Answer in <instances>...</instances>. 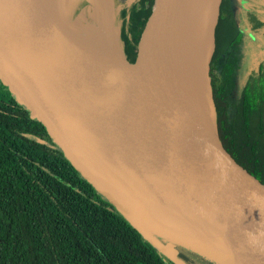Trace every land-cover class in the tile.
<instances>
[{"label": "water", "instance_id": "water-1", "mask_svg": "<svg viewBox=\"0 0 264 264\" xmlns=\"http://www.w3.org/2000/svg\"><path fill=\"white\" fill-rule=\"evenodd\" d=\"M129 1L124 6L132 2L135 12L130 58L101 39L120 54L119 64L126 63L114 68L68 41L64 33L83 37L53 24L34 0H0V27L8 34L0 42V83L43 125L81 177L165 258L187 264L150 232L140 209L118 201L104 184L173 213L178 219L164 217L201 232L207 246L209 232L188 225L203 216L264 261V171L225 141L207 107L178 78L170 4ZM216 16L209 27L207 83Z\"/></svg>", "mask_w": 264, "mask_h": 264}, {"label": "trees", "instance_id": "trees-1", "mask_svg": "<svg viewBox=\"0 0 264 264\" xmlns=\"http://www.w3.org/2000/svg\"><path fill=\"white\" fill-rule=\"evenodd\" d=\"M251 1H245L253 8L249 13L250 28L264 38V11L254 12L258 7L254 8ZM113 4L120 5L115 23L121 51L129 59L134 8L132 3L125 7L118 0ZM222 29L224 45L235 33L241 36L229 10ZM260 52L239 96L229 102L237 60L234 56L221 59L223 51L214 37L208 77L210 115L215 128L234 150L264 171L263 47ZM219 60L216 74L214 68ZM174 248L187 263L219 264L183 244L174 243ZM0 264H174L81 177L43 125L30 117L1 83Z\"/></svg>", "mask_w": 264, "mask_h": 264}, {"label": "bare ground", "instance_id": "bare-ground-1", "mask_svg": "<svg viewBox=\"0 0 264 264\" xmlns=\"http://www.w3.org/2000/svg\"><path fill=\"white\" fill-rule=\"evenodd\" d=\"M34 1L53 24L57 25V23H61L72 29L71 32H78L81 34L83 38L69 36L67 33H64V36L89 57L114 68H120L124 64H119L122 58L118 52L111 50L92 31L81 25V22L78 20L68 22L65 16L59 13L56 16L51 12L42 0ZM218 1L219 0H165L166 5L168 6V4L171 3L172 7L170 11L168 9V14L171 35L170 45L174 57L175 72L178 78L193 92L199 102L205 106V109L208 84L207 59L212 47L209 27L214 21ZM53 2L57 12L66 7L65 0H53ZM190 6L202 7L207 23L204 22L205 19L201 11L195 12L190 19H186L184 13L188 9L190 10ZM7 39V32L0 27V42H7ZM104 187L118 201L128 205L134 204L137 209L143 212L171 218L174 217V219L177 218L173 213L149 204L146 200H143L142 197H138L130 191L110 184H104ZM179 219L184 223L188 221L186 217H179ZM188 225H190V227L202 228L209 232L215 240L222 241L227 246L229 245L234 249L235 254L240 258L242 264H264V261H262L242 239L203 216L196 219V223L190 221Z\"/></svg>", "mask_w": 264, "mask_h": 264}, {"label": "rangeland", "instance_id": "rangeland-1", "mask_svg": "<svg viewBox=\"0 0 264 264\" xmlns=\"http://www.w3.org/2000/svg\"><path fill=\"white\" fill-rule=\"evenodd\" d=\"M119 4H126L129 0H118ZM247 2V0H245ZM260 0H252L251 4L254 8H257L259 5L256 3H260ZM46 7L53 12L56 16L58 13L63 15L65 12V8L61 11L57 12L56 7L54 5L53 0H42ZM219 2V1H218ZM73 5L69 7V3L67 2V12L70 16L76 12V9L81 4V0H74ZM233 0H222L221 7L219 10V21L214 28V37L216 41V45L220 51H223L221 54V59L224 56H234L237 60V67L234 68L233 77L230 83V95H229V102L236 100L239 96L241 87L243 82L245 81L246 77L248 76L249 69L254 68L253 60L256 56V59H260L261 52H259L260 47L264 48V38L258 33L253 31L249 28V25L246 20L245 12L235 7ZM114 5V4H113ZM109 11L112 8L113 16H112V24L113 28L115 29L117 23H115V16L117 15V10L119 9V5L112 6L111 0H108ZM257 6V7H256ZM218 7V4H217ZM246 7V6H245ZM171 3H170V10H171ZM228 10L229 14H231L232 21L234 22L235 26L239 28L241 32V37L238 36L236 33L234 36L230 37V41L224 45L223 43V21L225 18L228 17ZM201 11L204 16V22L207 23V20L204 15V9L202 7H193L190 6V10L188 9L184 13V17L186 19H190L194 15L195 12ZM217 14V10H216ZM215 14V16H216ZM59 17V16H58ZM67 21V20H66ZM69 22V21H68ZM209 25V24H208ZM264 28V23L263 26ZM93 32H97L96 28H91ZM262 31V28H261ZM103 41L113 50L120 51V44L118 42V38L116 33L114 32L112 35H101ZM121 52V51H120ZM220 61L219 60L214 68V72L217 74L220 68ZM208 93V95H207ZM209 102V81L207 85L206 91V107L207 112L210 114L211 109L208 105ZM231 105V104H230ZM232 106V105H231ZM230 106V107H231ZM232 108V107H231ZM131 209V208H130ZM140 214H142L143 218L145 219L146 227L156 235V237L162 241L166 242L170 245L171 248H174L173 243H180V244H188L192 247H197L195 251L199 253L206 254L209 257H215V259L223 264H241L240 258L235 254L233 248L229 245L227 246L221 241L214 240L211 238L209 234H205L207 239L210 240V244L207 243V246H204V240L197 234L196 231L190 228H186L181 224L170 220L164 216L155 215L151 213H146L140 210H136ZM175 234L179 235L177 238ZM202 234V233H201Z\"/></svg>", "mask_w": 264, "mask_h": 264}, {"label": "built area", "instance_id": "built-area-1", "mask_svg": "<svg viewBox=\"0 0 264 264\" xmlns=\"http://www.w3.org/2000/svg\"><path fill=\"white\" fill-rule=\"evenodd\" d=\"M65 4L66 7L65 12H63V16H65L67 21L72 22L78 20L81 22V25L85 26L90 31H92L91 28H96L97 32H92L100 40H103L101 35H107L108 33L112 35L114 32L117 35L118 26H116L115 29L113 28V12L112 8L109 11L108 0H85L84 5L73 16L68 14L66 10L68 5L67 3ZM111 5L114 6L113 0H111ZM58 18L60 19V17Z\"/></svg>", "mask_w": 264, "mask_h": 264}, {"label": "flooded vegetation", "instance_id": "flooded-vegetation-1", "mask_svg": "<svg viewBox=\"0 0 264 264\" xmlns=\"http://www.w3.org/2000/svg\"><path fill=\"white\" fill-rule=\"evenodd\" d=\"M132 3V2H131ZM234 5H235V7H237L238 9H240V10H242V11H244L245 12V15H246V20H247V23H248V25H249V28H250V22H249V13H251L252 11H253V8L252 7H250V6H248V4L244 1V0H239V2H236L235 0H234ZM256 4H258V3H256ZM252 5V4H251ZM259 6H258V8L257 9H254V12H257V13H262V11H264V3H261V4H258ZM246 6V7H245ZM242 8V9H241ZM251 29V28H250ZM241 37V36H240ZM259 52H260V49H259ZM255 60H257L256 59V56H255V58H254V60H253V63H254V61ZM252 63V64H253ZM178 254V253H177ZM181 258V257H180ZM182 259V258H181ZM184 260V259H183ZM185 261V260H184ZM186 262V261H185ZM187 263V262H186ZM187 264H190V263H187Z\"/></svg>", "mask_w": 264, "mask_h": 264}, {"label": "crops", "instance_id": "crops-1", "mask_svg": "<svg viewBox=\"0 0 264 264\" xmlns=\"http://www.w3.org/2000/svg\"><path fill=\"white\" fill-rule=\"evenodd\" d=\"M74 0H67V2L69 3V7H71V5H73V2ZM80 6H78V8H79ZM126 7V6H125ZM78 8L76 9V12L78 11ZM75 12V13H76Z\"/></svg>", "mask_w": 264, "mask_h": 264}, {"label": "clouds", "instance_id": "clouds-1", "mask_svg": "<svg viewBox=\"0 0 264 264\" xmlns=\"http://www.w3.org/2000/svg\"><path fill=\"white\" fill-rule=\"evenodd\" d=\"M74 14H76V13H74ZM74 14H73V15H74ZM118 29H119V28H118Z\"/></svg>", "mask_w": 264, "mask_h": 264}]
</instances>
